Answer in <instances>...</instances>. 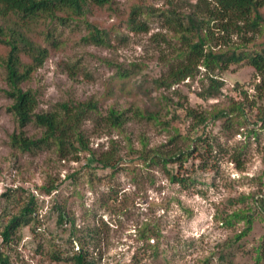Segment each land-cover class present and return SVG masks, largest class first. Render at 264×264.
<instances>
[{"label": "rangeland", "instance_id": "374dc122", "mask_svg": "<svg viewBox=\"0 0 264 264\" xmlns=\"http://www.w3.org/2000/svg\"><path fill=\"white\" fill-rule=\"evenodd\" d=\"M135 1L152 4L153 12L171 6V1L186 8L182 0H116V6L125 11ZM97 19L105 24L115 20L105 14ZM145 21L147 31L122 26L110 46L81 43L49 55L30 82L38 92L36 111L68 99L98 100V112H91L80 126L88 146L100 152L114 140L125 159L112 169L91 173L84 164L97 163L88 152L75 159L71 153L61 156L55 146L22 152L10 145L16 122L7 109L11 99L2 91L7 82L1 63L5 47L0 45V232L29 192L36 200L32 217L6 244L14 264H67L55 260L54 253L66 258L81 245L96 264H264V253L258 254L264 252V217L256 213L250 231L241 237L236 234L242 222L224 221L236 208H252L251 195L264 193V91L259 98L252 84L259 75L244 60L216 70L223 81L217 97L197 95L207 82L202 66L193 77L156 88L152 78L166 75L178 58L167 43L152 38L155 32L170 33L164 17L152 13ZM64 60H78L89 76L71 79ZM119 70L130 71L129 89L106 97L107 83ZM132 101L159 107L161 118L130 116L120 134L103 116L107 107L127 108ZM242 102V111L235 110L228 120L216 117L217 110ZM24 131L36 138L42 128L30 122ZM125 135L133 149L140 148L141 139L152 151L189 149L181 167H170L184 181L172 182L161 163H145L129 152ZM75 171L80 176L73 181L69 175ZM54 184L58 188L46 192ZM7 188L12 190L1 195ZM55 201L64 203L72 222L58 225Z\"/></svg>", "mask_w": 264, "mask_h": 264}, {"label": "trees", "instance_id": "16d2710c", "mask_svg": "<svg viewBox=\"0 0 264 264\" xmlns=\"http://www.w3.org/2000/svg\"><path fill=\"white\" fill-rule=\"evenodd\" d=\"M182 1L186 3L185 9L174 7L175 1H171V6L153 12L152 4L144 1L130 3L127 9L122 11L116 6V0H0V45L5 47L1 63L7 82V87L2 91L11 99L7 109L16 122V129L9 136L10 145L22 152L55 146L61 156L71 153L75 159L80 153L88 152L98 165L85 163L84 168L89 173L98 168L112 169L123 162L124 151L116 141L110 140L107 150L93 152L80 128L82 121L91 112H98V100L68 99L55 103L50 110L36 111L38 92L31 87L30 82L49 55L64 52L68 47L81 43L110 46L122 26L136 32L147 31L148 24L145 19L152 13L164 17L166 28L170 32L169 34L155 32L152 38L155 42L167 43L174 50V56L178 58L166 75L152 78L154 87L170 88L188 77H193L198 71V66H202L207 82L197 95L202 98L217 97L221 94L223 81L217 77L216 70L246 60L254 68L256 75H259V80L253 81L252 84L259 91V98H262L264 0ZM101 14L115 20L105 24L103 20L97 19ZM142 16L145 18L141 19ZM62 63L71 79L75 80L80 75L89 76L88 71L78 60H64ZM116 75L117 78L107 83L106 97L115 98L121 93L125 94L129 89L126 83L130 71L119 70ZM129 104L127 108L109 106L103 116L120 134H124L123 124L130 116L151 120L161 118L159 107H140L134 101ZM233 107L217 110L216 117L228 120L235 110L242 111L244 103ZM261 119L264 121V117ZM30 122L42 128L40 136L34 138L25 133L24 127ZM125 139L129 152L135 153L138 159L145 163H161L172 182L184 181V178L173 169L170 170V167L173 163L181 167L184 158L190 154L188 148L172 153L152 151L146 146V141L141 139L140 148L133 149L127 135ZM79 176L80 171L69 175L73 181ZM57 188L58 185L54 184L45 190L49 193ZM10 190L12 188H7L1 195L7 196ZM19 190L22 191L21 188ZM251 200L252 208H236L224 218L228 224L243 223L236 237L250 231L256 213L264 217V193L257 192L251 195ZM229 201L234 204L236 200L231 198ZM35 208L36 200L29 192L27 200L20 206L18 212L9 215L3 224L0 234L5 247L0 248V264H14L9 259L6 244L18 226L29 221ZM53 211L58 225H64L66 220L72 222L73 218L69 217L64 203L55 201ZM263 253L262 249L258 250V254ZM54 255L55 260L61 259L67 264H96L82 245L69 257L60 258L57 252Z\"/></svg>", "mask_w": 264, "mask_h": 264}]
</instances>
